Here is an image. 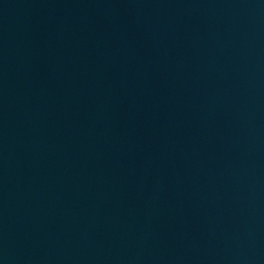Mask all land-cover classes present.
Returning a JSON list of instances; mask_svg holds the SVG:
<instances>
[{"label": "water", "instance_id": "95a60500", "mask_svg": "<svg viewBox=\"0 0 264 264\" xmlns=\"http://www.w3.org/2000/svg\"><path fill=\"white\" fill-rule=\"evenodd\" d=\"M0 264H264V0H0Z\"/></svg>", "mask_w": 264, "mask_h": 264}]
</instances>
